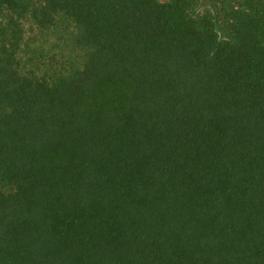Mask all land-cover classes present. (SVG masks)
Listing matches in <instances>:
<instances>
[{
  "label": "trees",
  "instance_id": "trees-1",
  "mask_svg": "<svg viewBox=\"0 0 264 264\" xmlns=\"http://www.w3.org/2000/svg\"><path fill=\"white\" fill-rule=\"evenodd\" d=\"M199 7L0 0V264H264V0Z\"/></svg>",
  "mask_w": 264,
  "mask_h": 264
},
{
  "label": "rangeland",
  "instance_id": "rangeland-1",
  "mask_svg": "<svg viewBox=\"0 0 264 264\" xmlns=\"http://www.w3.org/2000/svg\"><path fill=\"white\" fill-rule=\"evenodd\" d=\"M215 0H200L199 10L210 9ZM23 42L21 51V60L26 68L38 66L50 60L52 54H55V37L52 31L49 33L39 32L29 19L23 20Z\"/></svg>",
  "mask_w": 264,
  "mask_h": 264
}]
</instances>
